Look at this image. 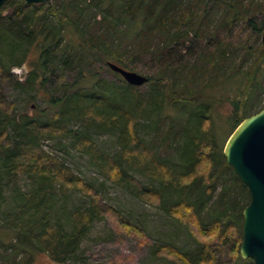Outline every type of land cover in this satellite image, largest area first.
<instances>
[{
  "label": "trees",
  "instance_id": "1",
  "mask_svg": "<svg viewBox=\"0 0 264 264\" xmlns=\"http://www.w3.org/2000/svg\"><path fill=\"white\" fill-rule=\"evenodd\" d=\"M48 1L7 0L0 8V24L5 25V29L0 25V205L6 187L17 192L0 226V264H32L37 252L57 264L81 259L82 239L103 209L83 179L42 148L43 139L66 137L101 175L144 203L163 208L196 242L194 250L185 252L154 244L156 257L173 264H229L219 257L226 252L233 264H253L239 256L241 211L250 201L249 191L226 165L212 109L217 117L223 114L220 120L228 127V138L244 118L264 107L255 111L249 107L264 75L263 45L242 46L252 59L231 75L245 88L240 91L238 85L235 96H224L229 87L221 86L230 79L225 74L234 52L219 40L220 34L230 37L245 31L261 38L264 19L255 13L264 12V0H53L50 5ZM24 45L34 50L35 58L26 78L19 81L4 61L15 59ZM147 55L158 67L155 76L146 75L152 88L149 95L140 96L135 86L106 66L110 60L132 71ZM97 61L117 76L118 86L98 74ZM17 64L21 62L13 66ZM57 70L71 73V81L59 82V94L54 89L47 92L46 107L37 117L17 113L14 102L2 97L7 83L27 94L46 90ZM219 89L217 96L213 91ZM224 102L223 113L217 107ZM167 105L180 114L178 120L163 113ZM145 115L155 117L158 144L174 139L169 138L176 129L173 121L184 123L172 132L178 137L174 148L178 165L155 157L154 148L144 147L136 135L137 117ZM100 133L116 137L119 152L113 157L92 138ZM128 169L142 174L148 184ZM22 173L33 179L34 189H16L14 179ZM57 190H77L88 197L87 206L70 212V229L52 218ZM202 213L210 215L207 226L200 221ZM119 217L120 225L145 243L142 229Z\"/></svg>",
  "mask_w": 264,
  "mask_h": 264
},
{
  "label": "rangeland",
  "instance_id": "2",
  "mask_svg": "<svg viewBox=\"0 0 264 264\" xmlns=\"http://www.w3.org/2000/svg\"><path fill=\"white\" fill-rule=\"evenodd\" d=\"M48 5L53 4V0H49ZM8 9H5L2 15L4 16L7 13ZM256 17L259 19H264V12H256ZM2 25V29L5 27ZM5 29V28H4ZM219 40L223 41L222 44L229 46L234 52L233 62L231 66H228L225 75H229L230 79L224 80V84L221 86L222 90L224 87H229L227 91H223L224 96H235L233 89L236 86H241L238 88L240 91L244 90L245 86L240 84V80L235 75L238 69H245L249 64L252 56L245 54L242 49V46H247L251 49L255 48L257 45L262 46V41L260 36H254L250 34L249 31H245L244 34L233 35L230 37H225L223 34L219 35ZM23 51H17L15 53V59L8 60L6 59V65L9 68V71L13 73L14 77L21 81L24 80L27 76V70L29 68L30 62L35 58L34 50L29 49L26 45L22 47ZM26 48L28 52H26ZM23 59V62H22ZM17 61H20L21 64L13 66ZM98 74L104 77L107 81L112 83L113 87L119 85V80L117 76L111 71L106 69L101 61H97L94 66ZM135 71L144 74L145 76L151 74L155 76L158 71V67L155 62L152 61V58L147 55L136 65ZM233 73V75H231ZM59 75H63L62 79H59ZM51 77V74L49 75ZM71 73L61 74L60 70H57L56 74H52L51 81L52 84L48 83L46 90L41 91H30L27 94L21 88L15 89L9 83L5 84L2 89V97L7 101L14 102V108L16 112H24L28 116L37 117L39 112L46 107V97L48 96L47 92L51 89L55 90L54 93L59 94L62 91L61 84L68 83L71 81ZM121 78V77H120ZM260 88L252 96V101L250 102V109L255 111L259 109V106L264 104V75L259 78ZM182 81V80H181ZM50 82V81H49ZM58 82V83H57ZM59 82L61 84H59ZM150 83H144L142 86H135L136 91L140 96L149 95L152 93V88ZM262 87V88H261ZM221 89V88H220ZM219 89V90H220ZM214 90L215 95H219L222 92ZM53 92V91H52ZM214 101V100H213ZM224 106L217 109L224 113L227 103H222ZM214 105V104H213ZM213 120L216 123L217 134L219 135L218 144H223L222 148L225 146L224 140L227 135H229L227 125H224L222 119L223 114H216L214 108ZM163 113L165 115L173 116L178 120L177 110L167 105ZM157 119V118H156ZM155 117H146L139 116L137 117L136 123V135L139 137L140 141L143 143L144 147H151L153 152L156 154L155 157H159L162 160L166 161L168 165L176 166L179 163L177 162V157H175V141L178 137L173 133L178 131L180 126L184 123L181 121H173L176 123L175 130L173 129L169 138H174L171 141L166 143L158 144L154 140V124ZM168 124V123H167ZM189 127V126H188ZM187 127V128H188ZM165 130H163V133ZM174 135V136H173ZM166 136V135H165ZM97 146L104 153L108 154L110 157H113L117 152H119L116 137L113 135L110 136L106 133L93 134ZM227 139V138H226ZM42 148L50 152L53 156H57L62 162L68 166L72 173L82 178L85 184L90 188V192L99 196V204L103 209L102 216L100 219H97L89 228V232L82 239V244L80 246V255L81 259L72 260L67 264H173L167 259L158 258L153 253L154 250L152 246L154 244H165L172 248L178 249L179 251L185 252L194 250L196 247V242L193 237H191L185 226H181L179 222L167 215L163 208H157L152 204H146L143 201L135 198L127 191H125L118 184L113 183L107 179L103 174L94 167V165L89 160V157L80 152L75 151L70 146L69 139L66 138H55L43 139ZM135 178H137L143 184H148L147 179L142 174L135 173L132 170H129ZM15 180L16 189H20L22 192L30 191L34 189L33 179L26 174L18 175ZM13 186L12 184L10 187ZM7 190L4 194V202L0 205V226L5 223L6 220V209H10L14 203L13 195L17 192L10 190L9 187H6ZM218 191V190H217ZM217 194V193H216ZM52 202V218L60 219L65 224L66 229H70L71 221L68 219L71 211L76 209L84 208L88 205V197L82 194L77 190H69L66 193H62L57 190L56 195L54 196ZM215 198H212L214 201ZM166 199L164 198V201ZM208 201V204L211 205L213 202ZM171 200H166L169 202ZM122 216L125 219H128L132 224L140 227L145 235V243H139L140 238L134 237L130 232L126 231L120 225V217ZM200 221L203 225L207 226V223L210 221V215L202 213L200 216ZM221 259L226 260L229 264H233V259L229 258L226 252H223ZM32 264H57L55 263L48 254L37 252L35 254Z\"/></svg>",
  "mask_w": 264,
  "mask_h": 264
},
{
  "label": "water",
  "instance_id": "3",
  "mask_svg": "<svg viewBox=\"0 0 264 264\" xmlns=\"http://www.w3.org/2000/svg\"><path fill=\"white\" fill-rule=\"evenodd\" d=\"M7 0H0V8ZM46 0H24L26 4ZM260 40L264 48V30ZM108 69L120 75L129 85L142 86L147 77L108 60ZM226 165L249 191V203L242 209L239 256L253 264H264V107L248 115L227 138L222 150Z\"/></svg>",
  "mask_w": 264,
  "mask_h": 264
}]
</instances>
